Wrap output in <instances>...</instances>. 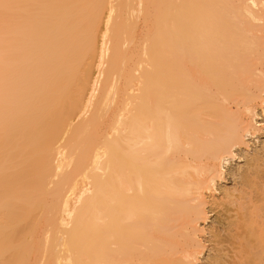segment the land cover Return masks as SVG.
I'll return each instance as SVG.
<instances>
[{"label": "bare ground", "instance_id": "6f19581e", "mask_svg": "<svg viewBox=\"0 0 264 264\" xmlns=\"http://www.w3.org/2000/svg\"><path fill=\"white\" fill-rule=\"evenodd\" d=\"M0 264H264V0H0Z\"/></svg>", "mask_w": 264, "mask_h": 264}, {"label": "rangeland", "instance_id": "374dc122", "mask_svg": "<svg viewBox=\"0 0 264 264\" xmlns=\"http://www.w3.org/2000/svg\"><path fill=\"white\" fill-rule=\"evenodd\" d=\"M240 161H242V160L237 161V164H238V163H241ZM234 164H235V163H233V165H232L233 167H234ZM227 177H228V178H227V183H226V184L229 186V184L231 183L230 186H229V187H231V186L233 185V184H232V183H233V180H232L233 178L230 177V175H228ZM215 212H216V211H213V213H211V215H212V216H211V222L215 219V217H216V215H217V212H216V213H215ZM209 225H211V224H209ZM216 225H217V224H216ZM207 255H208V253H207ZM207 255H206V256H207Z\"/></svg>", "mask_w": 264, "mask_h": 264}]
</instances>
